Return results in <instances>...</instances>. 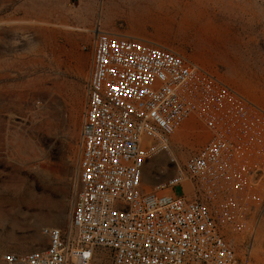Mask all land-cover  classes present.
Here are the masks:
<instances>
[{
  "label": "built area",
  "instance_id": "1",
  "mask_svg": "<svg viewBox=\"0 0 264 264\" xmlns=\"http://www.w3.org/2000/svg\"><path fill=\"white\" fill-rule=\"evenodd\" d=\"M91 51L68 228L42 226L45 247L0 264H248L251 241L239 257L230 234L252 237L264 215V107L157 43L97 24ZM188 122L203 141L180 161ZM164 155L171 174L144 183Z\"/></svg>",
  "mask_w": 264,
  "mask_h": 264
},
{
  "label": "rangeland",
  "instance_id": "2",
  "mask_svg": "<svg viewBox=\"0 0 264 264\" xmlns=\"http://www.w3.org/2000/svg\"><path fill=\"white\" fill-rule=\"evenodd\" d=\"M201 4L219 37L203 41L209 57L201 64L264 107V0ZM100 5L101 0H0V256L45 247L44 225L68 228L93 36L91 27L76 22L97 17ZM207 21L202 31L208 32ZM200 128L188 122L175 137L180 161L201 145V132H193ZM171 172L165 155L153 158L144 166L143 182ZM230 238L241 257L245 236ZM249 264H264V215Z\"/></svg>",
  "mask_w": 264,
  "mask_h": 264
},
{
  "label": "crops",
  "instance_id": "3",
  "mask_svg": "<svg viewBox=\"0 0 264 264\" xmlns=\"http://www.w3.org/2000/svg\"><path fill=\"white\" fill-rule=\"evenodd\" d=\"M204 9L201 0H101L97 17L88 15L77 19L76 24L91 27L92 32L98 24L109 33L117 32L176 51L184 49L189 51L186 54L189 58L201 64L209 57L201 48L203 41L211 39L215 43L219 39L211 26L213 17ZM207 19L210 21L208 32L201 30V24L208 22ZM248 241H251L249 264L254 234L245 236L244 245Z\"/></svg>",
  "mask_w": 264,
  "mask_h": 264
}]
</instances>
